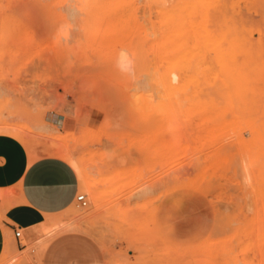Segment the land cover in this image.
Segmentation results:
<instances>
[{
    "label": "rangeland",
    "instance_id": "rangeland-1",
    "mask_svg": "<svg viewBox=\"0 0 264 264\" xmlns=\"http://www.w3.org/2000/svg\"><path fill=\"white\" fill-rule=\"evenodd\" d=\"M144 1L0 0V124L21 132L10 136H24L30 157L74 154L88 202L74 199L22 252L6 245L0 264L30 260L64 233L84 236L101 264H264V0L221 5L238 27L225 86L191 58L187 29L177 44L164 34L161 97L143 83L156 59ZM205 7L200 26L218 5ZM170 71L194 81L175 85Z\"/></svg>",
    "mask_w": 264,
    "mask_h": 264
},
{
    "label": "crops",
    "instance_id": "crops-1",
    "mask_svg": "<svg viewBox=\"0 0 264 264\" xmlns=\"http://www.w3.org/2000/svg\"><path fill=\"white\" fill-rule=\"evenodd\" d=\"M18 139L0 135V257L6 245L8 252H22L43 236L49 214L72 205L79 188L74 170L56 156L57 149L51 150L52 156L36 159L21 142L24 136ZM17 227L21 228L19 238L14 235ZM20 264L101 263L100 253L84 236L64 233L46 240L37 255Z\"/></svg>",
    "mask_w": 264,
    "mask_h": 264
},
{
    "label": "bare ground",
    "instance_id": "bare-ground-1",
    "mask_svg": "<svg viewBox=\"0 0 264 264\" xmlns=\"http://www.w3.org/2000/svg\"><path fill=\"white\" fill-rule=\"evenodd\" d=\"M165 1H170V5L167 6L168 4H166V6L164 5ZM226 0H145V4L144 6V9L148 12L147 14L149 15V18L152 19V17H154L153 20H150V22L148 23L149 25L145 26L144 27V32L146 34V41L147 43L149 44V48L147 47V51L149 50L150 51V54L151 55V50H152V53L154 54L153 57L156 58L155 61L153 62L152 60V67L153 68L150 72H148V69L146 68L148 74H147V82H143L145 84H148L149 86H155L154 87V90L152 88H148V89H152L153 91L159 90V85H164V80L165 78L163 77V75L160 73V72H163V71H159L160 70V67L158 69L157 67V63H159V65H163L160 61L161 59V50H162V47L164 45V42H165V35L164 34H167V35H173L174 36V41L176 42L177 44V41H179L178 39V35L181 36V31L187 29L186 32H190V37L189 39L191 38V41L189 42L188 40V44L190 43L191 45V48L188 47V49L186 48L187 51H189V54H191V58L193 60H195L194 58H196V64H201V65H205L203 66L207 71L208 75H213V76H216V74L219 75V72L221 73V76H222V81H223V85L225 86V82H226V74L224 72V57H225V48L229 46H231V44H234V42L236 41L235 39V33H237V25L235 24V22H233V24H229L228 23V19H227V14L223 11L225 5H226ZM218 5V8L214 14V16L212 17H207V15H205L207 18H204L205 16H201L203 17L204 21H207L204 25H198L197 21H196V17L198 16V13L201 12V10L207 6V5H210V4H213L215 3ZM225 3V5H224ZM223 6V9L222 6ZM210 7V6H208ZM206 8V7H205ZM204 8V9H205ZM226 8V7H225ZM208 9V8H207ZM189 10L188 12V15L190 17V19L188 20V25L185 23V24H180V19L183 20V18H180V14H184L185 11ZM210 10V9H209ZM226 10V9H224ZM145 12V13H146ZM146 15V14H145ZM187 13H186V16H188ZM204 15V14H203ZM144 17V15H143ZM199 17V16H198ZM146 18V17H144ZM184 18H185V14H184ZM148 18L145 19V21L147 20ZM166 19V22H164ZM201 19V18H200ZM201 19V20H203ZM206 19V20H205ZM164 20V21H163ZM143 22V21H142ZM148 22V20H147ZM202 22V23H203ZM145 24V23H144ZM201 24V23H200ZM189 29V30H188ZM141 31V30H140ZM166 32V33H165ZM185 31H183V34H184ZM187 34V33H186ZM144 35V34H143ZM185 35V34H184ZM182 36L180 37V41H181V38L182 40L183 39H186L187 37L185 36ZM172 36H170V39L172 40L171 38ZM184 37V38H183ZM167 39H168V36H167ZM166 39V42L168 41ZM170 43V42H169ZM187 43H186V46H187ZM175 44V45H176ZM146 45V44H145ZM147 46V45H146ZM166 46V44H165ZM174 46V44L172 45V47ZM182 46V45H181ZM184 47V46H182ZM167 46L165 47L164 50H166V52L168 51L167 50ZM175 48H178L177 46L173 47V49ZM172 49V48H171ZM181 49V48H180ZM179 49V50H180ZM185 49V47H184ZM146 51V50H145ZM171 50H169L168 52H170ZM174 51V50H172ZM178 51V50H176ZM175 51V52H176ZM182 51V50H181ZM164 52V51H163ZM162 52V54L164 55V53ZM174 52V53H175ZM147 53V52H146ZM167 54V53H166ZM172 54V53H171ZM178 54V53H177ZM189 54L187 53L181 56H188V60L189 59ZM175 54H173V58H179L174 56ZM180 56V55H178ZM172 57V56H171ZM169 59V58H168ZM172 59V58H171ZM170 59V61H172ZM175 60L174 63H176V68L180 70V73H182L184 70L180 69L179 67H181L182 65L179 64V60L176 61V59H173ZM188 60L185 61V66H187L189 64V62H187ZM150 61V62H151ZM157 62V63H156ZM187 62V63H186ZM173 63V62H172ZM149 64V62H148ZM178 64V65H177ZM194 64V63H193ZM160 65V66H161ZM175 64H173V67H174ZM191 65V64H190ZM164 66V65H163ZM147 67V66H146ZM162 67V66H161ZM183 67V66H182ZM188 67V66H187ZM196 67V66H195ZM166 68V69H165ZM185 67H183L184 69ZM194 68V66H193ZM199 68V67H198ZM164 69L166 70V72H168V70L171 68L168 67L167 69V66L164 67ZM188 70V68H186ZM185 69V70H186ZM164 70V72H165ZM182 70V72H181ZM184 71V72H187ZM195 70V69H194ZM199 70V69H198ZM144 71V70H143ZM196 71V70H195ZM171 72V71H170ZM189 72V71H188ZM188 72L186 74H188ZM140 73V72H139ZM165 74V73H164ZM168 74V73H167ZM171 77L169 76H166V79L167 78H170L171 82L173 81L176 84V82L178 83H181L182 84L184 83L182 81H180L181 76L180 74H178L176 71H172L171 73ZM168 74V75H169ZM190 74V73H189ZM198 74V73H197ZM143 75V74H142ZM182 76L184 75L186 77V75L183 73L181 74ZM200 75V73H199ZM202 75V74H201ZM200 75V76H201ZM141 76V74L139 75ZM220 76V75H219ZM184 77V78H185ZM190 77V75H189ZM188 75H187V78H189ZM207 77V76H206ZM218 77V76H216ZM215 78V77H214ZM144 79V78H143ZM146 79V78H145ZM191 81H194L192 78H190ZM190 79L186 80L185 78V83L187 81H189ZM203 79V78H202ZM217 79V78H216ZM169 80V79H167ZM212 80V83H213V79ZM141 81H143L141 79ZM218 81V80H217ZM138 82V81H137ZM136 82V84H137ZM207 82V81H206ZM219 82V81H218ZM135 83V82H134ZM140 83V82H139ZM166 83V82H165ZM187 83H190V82H187ZM210 83V82H209ZM217 83V82H216ZM222 84V82L220 81L219 84ZM132 84V83H131ZM198 85V82L195 83V85ZM205 86H206V83H204ZM208 84V83H207ZM211 84V83H210ZM133 85V84H132ZM138 85V84H137ZM141 85V84H140ZM175 85H171L173 87H175ZM181 84H178V87H182V86H179ZM194 85V84H193ZM200 85V84H199ZM134 86V85H133ZM159 86V87H158ZM184 86V85H183ZM204 86V87H205ZM209 85H207L208 87ZM212 86V84H211ZM139 86H136L134 88V90L138 91V89L140 91H142V86L140 88H138ZM144 87V85H143ZM163 87V86H162ZM161 87V89H163ZM167 87V85H166ZM172 87V91L174 92L173 88ZM201 87V86H200ZM210 87V86H209ZM138 88V89H136ZM165 88V86H164ZM195 88L197 89V87L195 86ZM217 88V87H215ZM223 88V87H222ZM132 87H130V91H131ZM144 89V88H143ZM147 89V91H148ZM131 92V94L133 93V91ZM151 90V91H152ZM194 90V88H193ZM136 91H134V94L136 93ZM160 91H164V90H160ZM159 91V92H160ZM168 92V89L166 88L164 92ZM177 91V90H176ZM175 91V92H176ZM143 92V91H142ZM156 92V91H155ZM158 92V93H159ZM133 94V95H134ZM155 94V93H153ZM164 94V93H163ZM193 94H194V91H193ZM199 96H204V95H201L203 94V92L198 93ZM208 94H210L208 92ZM226 94V93H225ZM147 95V94H146ZM158 95V94H157ZM160 95V93H159ZM170 95V94H169ZM130 96V95H129ZM132 96V95H131ZM153 96V95H152ZM161 97V95H160ZM167 97V96H166ZM133 98V96H132ZM163 98V97H162ZM160 98V99H162ZM214 98V97H213ZM155 99V97H154ZM153 99V101H154ZM132 100V99H131ZM135 100V99H134ZM133 100V101H134ZM158 100V98H157ZM212 100V99H211ZM210 99L208 101H211ZM216 100V99H215ZM132 101V104H134ZM138 101V99H137ZM213 101V100H212ZM155 102V101H154ZM199 102V101H198ZM217 102V101H216ZM149 103V102H148ZM156 104L158 102H155ZM209 103V102H208ZM212 102H210V104L207 105L206 103V106L207 108H209L208 106H212L213 103L211 104ZM219 103V102H218ZM155 105V104H154ZM216 105V104H214ZM148 106V105H147ZM220 106V105H218ZM218 106L216 108H218ZM157 107V106H156ZM213 107V106H212ZM215 107V106H214ZM151 108V107H150ZM154 108V107H153ZM158 109H161V108H158ZM162 109H165V108H162ZM210 109V108H209ZM213 109V108H212ZM148 110V109H147ZM52 127V126H51ZM55 127V126H54ZM52 129H55V128H52ZM51 129V130H52ZM57 130V129H56ZM54 131V130H53ZM48 133H51L48 131ZM0 134H5V135H12V136H16V137H20L21 135V132L16 129V128H13L11 126H9L8 124H0ZM47 134V133H46ZM53 134H49L48 136H52ZM47 136V135H46ZM18 139V138H17ZM60 139V138H58ZM62 155H59V157L61 156V158L66 161L68 164H70L73 169H75L77 172H78V176L80 175L82 178H84V170H83V166L80 164L79 160L73 158L74 154L71 155L70 154V151L68 149H66L65 152H60ZM58 154V153H57ZM73 156V157H72ZM56 157V156H55ZM30 160V159H29ZM84 165V164H83ZM86 184V183H85ZM87 185H88V182H87ZM153 186V185H152ZM89 187H90V184H89ZM262 196V195H261ZM5 197V196H4ZM131 197V196H130ZM82 216V215H81ZM251 216V215H250ZM48 217V215H47ZM239 223V222H238ZM264 223V222H263ZM56 225V219L54 216H50L49 214V217L47 218L46 222L43 224V229L42 230H46V229H49V228H53V226ZM237 226V225H236ZM241 226V225H240ZM263 227H264V224H263ZM257 232V231H256ZM264 235V234H263ZM232 245V244H231ZM227 247V246H226ZM230 248V247H229ZM228 254V253H227ZM223 257V255H222ZM227 257V256H226ZM224 258V257H223ZM228 258V257H227ZM235 258V257H234ZM230 259V258H229ZM221 260V259H220ZM262 262V261H261ZM233 264V263H232ZM262 264V263H261Z\"/></svg>",
    "mask_w": 264,
    "mask_h": 264
},
{
    "label": "built area",
    "instance_id": "built-area-1",
    "mask_svg": "<svg viewBox=\"0 0 264 264\" xmlns=\"http://www.w3.org/2000/svg\"><path fill=\"white\" fill-rule=\"evenodd\" d=\"M76 200L78 201V203H79V205L80 206H87V200H86V197H85V195L84 194H78L77 196H76ZM14 235L17 237V238H19V237H21V228L20 227H17L16 229H15V231H14Z\"/></svg>",
    "mask_w": 264,
    "mask_h": 264
}]
</instances>
